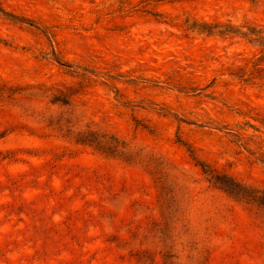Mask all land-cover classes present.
<instances>
[{
  "label": "rangeland",
  "instance_id": "obj_1",
  "mask_svg": "<svg viewBox=\"0 0 264 264\" xmlns=\"http://www.w3.org/2000/svg\"><path fill=\"white\" fill-rule=\"evenodd\" d=\"M264 0H0V264H264ZM196 26V28H195Z\"/></svg>",
  "mask_w": 264,
  "mask_h": 264
},
{
  "label": "trees",
  "instance_id": "obj_2",
  "mask_svg": "<svg viewBox=\"0 0 264 264\" xmlns=\"http://www.w3.org/2000/svg\"><path fill=\"white\" fill-rule=\"evenodd\" d=\"M244 28L247 29L246 32L242 31L241 29H235L228 25L204 24L200 26L198 30L202 33L207 32L209 35H219L222 37L231 34L237 37L240 36L244 39L249 40V43L256 44L258 45V47L264 49V31L250 26H245ZM262 62H264V58ZM206 168H204V172L210 176L211 181H213L219 189L224 190L229 195L235 198L250 197L252 201L258 202L260 205H264V197L258 196V193L253 196L248 195L243 187L229 180L227 176H221L219 174H216L215 170H206Z\"/></svg>",
  "mask_w": 264,
  "mask_h": 264
}]
</instances>
